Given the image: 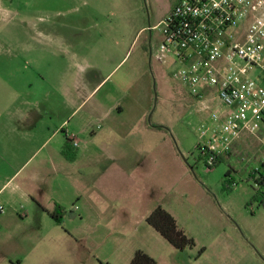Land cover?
I'll return each mask as SVG.
<instances>
[{
  "label": "rangeland",
  "instance_id": "1",
  "mask_svg": "<svg viewBox=\"0 0 264 264\" xmlns=\"http://www.w3.org/2000/svg\"><path fill=\"white\" fill-rule=\"evenodd\" d=\"M31 1L40 9L36 16L46 20V33L51 34L45 57L26 56L21 51L22 44L32 42L24 39L29 33L23 23ZM167 3L14 0L11 4L0 0L5 9L0 12V264L17 259L24 264H128L138 250L157 264H243L246 253L242 248L250 251L255 244L264 252V206L249 180L264 156V125L258 123L255 134H250L254 146L243 150L234 146L216 167L208 169L199 159L198 128L228 108L214 97L192 101L172 76L176 69L170 60H158L161 34L155 27ZM49 21L55 26H49ZM53 28L61 37H53L49 30ZM258 66L262 69L245 68L247 73H262L264 58ZM109 73L81 105L83 86L91 89L99 84L96 76L103 80ZM74 77L80 87L76 95L79 108L68 123L77 129L80 148L88 150L78 160L75 182L81 195L86 187L92 188L93 203L108 210L103 215L90 212L82 221L76 213L55 225L48 217L24 216L23 176L27 171L11 178L16 171L7 168L10 161L16 166L37 163L44 153H27V147L21 146L19 153L18 143L22 145L23 139L5 129L7 121L14 129L18 126L17 116L29 102L44 100L53 105L58 97L63 98L65 91L57 95L54 84H73ZM117 100L129 117V122L120 124L123 127H110L98 115L85 118L97 103H103L98 109L108 112ZM54 116L59 119L66 114ZM139 117L144 121L138 124ZM3 167L6 170L1 171ZM86 179L92 185L81 188ZM64 203L67 212L79 206L77 197L69 196ZM157 204L193 239L194 247L177 250L148 225L146 218ZM201 249L205 252L198 257Z\"/></svg>",
  "mask_w": 264,
  "mask_h": 264
},
{
  "label": "built area",
  "instance_id": "2",
  "mask_svg": "<svg viewBox=\"0 0 264 264\" xmlns=\"http://www.w3.org/2000/svg\"><path fill=\"white\" fill-rule=\"evenodd\" d=\"M155 29L161 34L158 60H170L188 97L196 103L214 97L229 109L198 128V157L212 169L242 133L255 134L264 120V72L252 78L245 68L262 69L264 0H178ZM66 136L78 146L75 135ZM260 166L264 156L255 170Z\"/></svg>",
  "mask_w": 264,
  "mask_h": 264
},
{
  "label": "crops",
  "instance_id": "3",
  "mask_svg": "<svg viewBox=\"0 0 264 264\" xmlns=\"http://www.w3.org/2000/svg\"><path fill=\"white\" fill-rule=\"evenodd\" d=\"M11 4L14 0H10ZM28 3V9L24 10V14L27 16V18L24 20V25L28 28V35L24 37V39H30L32 41L31 43L27 41L26 44H22L21 51L26 56H30L33 53H36L37 55L41 57H45L46 53L49 52L50 46H47L46 43L50 42L51 34L48 31L46 33V28L44 25H46V20L44 18L36 15L40 12V9L36 7L34 3ZM32 6V8H31ZM5 11L4 8L1 7L0 4V12L3 13ZM37 20V21H36ZM49 26H55L54 22H47ZM51 31L53 37H61L59 34V31H56L54 28L49 29ZM74 48H78L76 44L74 43ZM41 69H38V74L40 76V79L44 81V78L42 76ZM256 71H249L248 75L252 78H257L263 74ZM110 76V73L103 79L100 80L99 76H96V81L99 83L96 86H92V88H85L83 86L82 96H85V100L81 105H84L86 101L94 94V92L97 90V88L103 83L108 77ZM75 82L72 84L70 82H62L60 81L57 83V85L54 84V87H57L55 90L57 92V95L62 93L61 91H65V94L63 98L58 97L57 100L53 102V105H47L44 100H38L34 102H29L27 104L28 108H25L24 110L20 111V114L18 117V126L15 127L12 126L9 121L6 122V129L5 133L11 134L14 138L23 139L20 140L22 142V145H19V153L21 152V147H27L26 152L27 153H44V158L39 160L37 163H19L17 166L16 164L8 163L5 165L9 170L16 171L11 178H14L17 173L20 171H27L24 172L23 181L26 184L24 189V203L27 208H25V214L24 216L26 218L30 216H39V217H48L51 219L49 212H51L55 205H60L64 209L65 203L64 199L71 196L74 198H78L79 200V206H76L74 208L75 211L71 210L72 215L78 213L79 219L81 221L86 217L90 212H97L99 215H103L105 211L108 210L107 206L102 205H95L92 201V193L91 189L86 187L84 189V192L81 195V190L77 189V183L76 181V170L79 165V159L83 156H86L88 154V150L84 148H80V141L78 140V146L77 148V155L74 161H68L66 160L62 155V148L67 141V134H73L77 135L74 127L71 126V123H68V118L71 117L79 108L78 101L76 95L78 94V89L80 88L78 79L76 77L73 78ZM56 81V80H55ZM54 81V82H55ZM52 82V81H51ZM73 87V92H71ZM74 94V95H73ZM79 100V99H78ZM103 104V103H102ZM101 103H97L96 107L91 111L89 114H85V118L90 117V119H93L95 115H98L97 117H101L102 119H105L110 125V127H113L115 129L121 128L120 124H123L128 121V116L125 114V106L122 104V102L113 101L111 105L108 108V112L101 111L100 107H102ZM47 106V107H46ZM74 107V108H73ZM69 114H67V113ZM229 112V109L223 113H220L221 115H225ZM55 113H63L62 118L57 119L55 118ZM98 113V114H97ZM45 114L49 115L48 118L50 119L48 121L44 120ZM53 115V117H52ZM47 118V117H46ZM144 121L143 117L137 118L135 120L136 123H141ZM61 123L58 125L57 123ZM129 122V121H128ZM45 123L48 124L45 126ZM66 123H68L66 125ZM264 125V120H263ZM148 127V125H146ZM255 136V135H254ZM76 137V136H75ZM255 138L259 139V136H255ZM253 139V138H252ZM21 146V147H20ZM236 147L238 150H243V147H249L254 146L253 142L251 141L250 133L244 132L240 135L238 139H236L233 143V147ZM2 151V148H1ZM48 153H45V152ZM13 160L16 158V156H13ZM2 159V157H0ZM6 160V158H5ZM4 161V160H3ZM4 163V162H3ZM5 164V163H4ZM260 164V162L258 163ZM6 167H3L1 171L4 169L6 170ZM258 167V166H256ZM255 167V168H256ZM23 169V170H22ZM23 173V172H22ZM21 174V173H20ZM75 182V183H74ZM92 185L91 182H88V179L84 181V184H82L84 188L86 184ZM85 194L87 195L85 197ZM85 199H84V198ZM99 198H104L102 196H99ZM2 205V204H1ZM162 206L161 204H157L156 207ZM11 207V206H10ZM93 209V211L91 210ZM73 218V217H72ZM56 225V224H55ZM54 230V229H53ZM93 231V229H91ZM255 244H252L250 246V251L248 248H242L243 252L246 253V258L242 260L243 264H259L260 262L264 263V252L259 250V248L254 246ZM91 248V245L88 246ZM255 248V250H253ZM88 249V248H87ZM86 249V250H87ZM249 251V252H248ZM205 252V251H204ZM203 252V253H204ZM248 252V253H247ZM203 253H201L198 257H200ZM261 253V254H259ZM259 254V255H258ZM262 255V257H260ZM197 260V259H196ZM82 264H86V261H81ZM9 264H24L23 260L17 259L14 261H8ZM126 264V262H118V263H111L109 264ZM36 264H45L43 263H36ZM60 264V263H55ZM74 264H79L78 261H76ZM182 264V263H181ZM186 264V263H185Z\"/></svg>",
  "mask_w": 264,
  "mask_h": 264
},
{
  "label": "trees",
  "instance_id": "4",
  "mask_svg": "<svg viewBox=\"0 0 264 264\" xmlns=\"http://www.w3.org/2000/svg\"><path fill=\"white\" fill-rule=\"evenodd\" d=\"M178 0L171 1L172 7ZM172 9V8H171ZM62 155L68 161H74L77 155V148L74 147L68 140L62 148ZM224 161L223 157H219L215 167ZM229 175V174H228ZM251 180L257 187L256 193L260 198V203L264 206V166H260L258 170H253L249 175ZM51 219L55 224L60 225L64 217H72V212H67L60 205H55L53 210L49 212ZM146 222L155 231H157L173 248L184 251L195 246L193 239L189 238L177 226L174 217L161 206L156 207L146 218ZM204 249L200 250V254ZM128 264H157L155 259L143 251H136Z\"/></svg>",
  "mask_w": 264,
  "mask_h": 264
},
{
  "label": "flooded vegetation",
  "instance_id": "5",
  "mask_svg": "<svg viewBox=\"0 0 264 264\" xmlns=\"http://www.w3.org/2000/svg\"><path fill=\"white\" fill-rule=\"evenodd\" d=\"M171 8H172L171 0H168V3L165 6L164 11L161 12V15L160 16H163L164 17L171 10ZM147 32L149 33V35L151 34V30H148Z\"/></svg>",
  "mask_w": 264,
  "mask_h": 264
}]
</instances>
